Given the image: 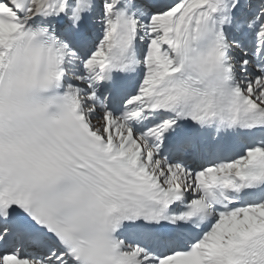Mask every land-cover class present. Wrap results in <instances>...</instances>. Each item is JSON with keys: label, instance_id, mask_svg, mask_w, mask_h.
I'll use <instances>...</instances> for the list:
<instances>
[{"label": "snow or ice", "instance_id": "6c2138e0", "mask_svg": "<svg viewBox=\"0 0 264 264\" xmlns=\"http://www.w3.org/2000/svg\"><path fill=\"white\" fill-rule=\"evenodd\" d=\"M0 264H264V0H0Z\"/></svg>", "mask_w": 264, "mask_h": 264}]
</instances>
